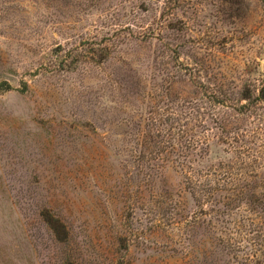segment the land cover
<instances>
[{
	"label": "rangeland",
	"instance_id": "374dc122",
	"mask_svg": "<svg viewBox=\"0 0 264 264\" xmlns=\"http://www.w3.org/2000/svg\"><path fill=\"white\" fill-rule=\"evenodd\" d=\"M263 89L264 0H0V264H264Z\"/></svg>",
	"mask_w": 264,
	"mask_h": 264
},
{
	"label": "trees",
	"instance_id": "16d2710c",
	"mask_svg": "<svg viewBox=\"0 0 264 264\" xmlns=\"http://www.w3.org/2000/svg\"><path fill=\"white\" fill-rule=\"evenodd\" d=\"M264 90V89H263ZM263 92V91H262ZM264 93V92H263Z\"/></svg>",
	"mask_w": 264,
	"mask_h": 264
}]
</instances>
